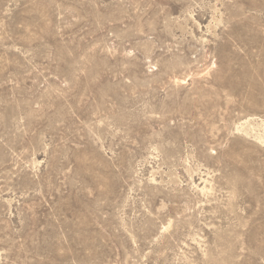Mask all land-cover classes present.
Listing matches in <instances>:
<instances>
[{
    "label": "rangeland",
    "instance_id": "obj_1",
    "mask_svg": "<svg viewBox=\"0 0 264 264\" xmlns=\"http://www.w3.org/2000/svg\"><path fill=\"white\" fill-rule=\"evenodd\" d=\"M263 123L264 0H0V264H264Z\"/></svg>",
    "mask_w": 264,
    "mask_h": 264
},
{
    "label": "bare ground",
    "instance_id": "obj_2",
    "mask_svg": "<svg viewBox=\"0 0 264 264\" xmlns=\"http://www.w3.org/2000/svg\"><path fill=\"white\" fill-rule=\"evenodd\" d=\"M264 125V123H263ZM254 127V126H253ZM257 134V135H256ZM255 135L257 136V138L259 139H263L264 140V136L261 133H256Z\"/></svg>",
    "mask_w": 264,
    "mask_h": 264
}]
</instances>
